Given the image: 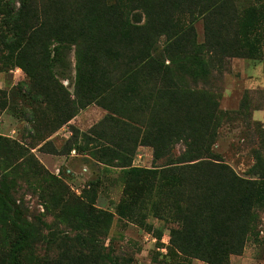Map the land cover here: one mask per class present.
Here are the masks:
<instances>
[{"label": "trees", "instance_id": "obj_1", "mask_svg": "<svg viewBox=\"0 0 264 264\" xmlns=\"http://www.w3.org/2000/svg\"><path fill=\"white\" fill-rule=\"evenodd\" d=\"M229 2L0 0V52L31 71V92L45 91L40 100L51 107L58 125L92 104L105 110L106 134H97L98 125L90 130L106 140L96 152L101 161H116L115 167L140 183V191L156 187L155 213L167 211L181 221L180 229L171 230L174 246L208 264H226L229 256L242 253L264 180L258 151L254 179L237 175L214 151L224 122L245 117L242 108L219 109L216 86L224 61L247 57L248 36L254 27L261 30L256 21L240 27ZM184 15L186 27L176 21ZM198 20L202 41L193 27ZM69 52L75 58L73 94L53 73ZM138 146L151 148L153 162L160 164L132 168ZM130 189L131 204L138 190ZM0 213L14 236L0 264H29L24 252L40 239L39 229L1 186Z\"/></svg>", "mask_w": 264, "mask_h": 264}, {"label": "rangeland", "instance_id": "obj_2", "mask_svg": "<svg viewBox=\"0 0 264 264\" xmlns=\"http://www.w3.org/2000/svg\"><path fill=\"white\" fill-rule=\"evenodd\" d=\"M229 3L227 9L238 15L240 27L256 21L261 30L254 27L248 36L247 57L224 61L216 86L219 109L232 113L242 108L245 117L224 122L214 151L237 175L254 179L255 152L264 159V0ZM176 21L189 25L185 15ZM193 27L202 41V21ZM53 70L57 83L73 94V53ZM30 72L0 52V186L40 233V239L24 252V260L29 264H208L174 246L171 230L180 229L181 221L167 211L155 213L156 187L140 191V183L115 167L116 161H101L96 152L106 140L90 130L98 125L97 134H106L108 125L102 122L107 112L92 104L58 125L51 107L40 100L45 91L31 92ZM157 164L147 146H138L131 156L132 168L152 169ZM259 183L243 251L229 256L226 264H264V180ZM127 186L132 194L138 190L131 204ZM13 238L0 213V259Z\"/></svg>", "mask_w": 264, "mask_h": 264}]
</instances>
